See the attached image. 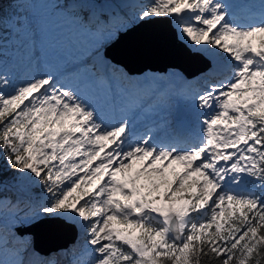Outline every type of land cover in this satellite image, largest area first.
<instances>
[{
  "label": "snow or ice",
  "instance_id": "obj_1",
  "mask_svg": "<svg viewBox=\"0 0 264 264\" xmlns=\"http://www.w3.org/2000/svg\"><path fill=\"white\" fill-rule=\"evenodd\" d=\"M0 264H264V0H0Z\"/></svg>",
  "mask_w": 264,
  "mask_h": 264
},
{
  "label": "water",
  "instance_id": "obj_2",
  "mask_svg": "<svg viewBox=\"0 0 264 264\" xmlns=\"http://www.w3.org/2000/svg\"><path fill=\"white\" fill-rule=\"evenodd\" d=\"M118 51V50H117ZM142 66V65H141ZM152 67L155 69H160L163 67V62H154L152 64ZM71 238L70 235L65 236L63 234H58L56 236H48V235H44L41 241V249H43L44 251L55 247L59 244H62L65 242L66 239Z\"/></svg>",
  "mask_w": 264,
  "mask_h": 264
},
{
  "label": "rangeland",
  "instance_id": "obj_3",
  "mask_svg": "<svg viewBox=\"0 0 264 264\" xmlns=\"http://www.w3.org/2000/svg\"><path fill=\"white\" fill-rule=\"evenodd\" d=\"M258 42H259V41H258V39H257L256 43L258 44ZM137 167H138V166H137Z\"/></svg>",
  "mask_w": 264,
  "mask_h": 264
}]
</instances>
